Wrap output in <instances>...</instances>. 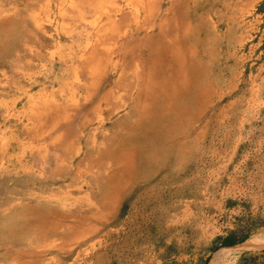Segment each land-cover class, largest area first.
Masks as SVG:
<instances>
[{
    "label": "rangeland",
    "instance_id": "obj_1",
    "mask_svg": "<svg viewBox=\"0 0 264 264\" xmlns=\"http://www.w3.org/2000/svg\"><path fill=\"white\" fill-rule=\"evenodd\" d=\"M226 1L0 0V257L6 249L31 247L40 228L39 219L49 211L50 201H76L101 184L104 179L99 174L105 175L112 168L107 157L94 164L89 175L75 179L73 171L99 144L102 131L112 143L114 154L130 150L137 154V181L128 187L130 193L125 195L117 218L139 220L140 245L147 240L156 248L172 250L175 244L166 246L168 237L173 242L181 234L185 247L195 248L200 236L201 249L206 254L210 251L209 259L215 244L205 246L208 239L229 230L248 229L244 224L247 214L235 222L237 225L226 216L225 195L216 193L225 187V177L223 172L213 170L225 155V146H220L221 131H216V125L212 130L210 122L211 111L225 103L220 92H213L211 97V89L224 84ZM175 33L195 82L181 95L168 92V96H174L167 100L172 104L171 113H166L160 97L140 111L138 98H126L119 85L120 80L125 83L132 79L123 76L121 66L127 67L132 59L144 64L156 42L167 41ZM153 34L154 38L147 40ZM127 41L137 42L138 48L124 56L119 48ZM173 46L164 48L173 51ZM93 47L107 55L99 94L110 91L120 97L121 106L111 115L104 113V124L94 120L81 129L80 151L67 163L69 169L63 175L18 171L15 155L21 149L14 147V140H4L14 136L11 132L23 140L22 111L29 95L45 91L59 105L82 102L88 76L81 72L76 78L59 74L76 66ZM189 47L195 49L191 59ZM182 52L176 59L183 63ZM155 59L163 63L160 56ZM172 63L165 60L166 67L169 65L166 73L173 69ZM199 88L201 105L197 110ZM140 89L138 84V92ZM89 135L97 136L94 142ZM177 215L183 221L173 225ZM130 231L127 237L133 239ZM261 261L254 255L239 264Z\"/></svg>",
    "mask_w": 264,
    "mask_h": 264
},
{
    "label": "crops",
    "instance_id": "obj_2",
    "mask_svg": "<svg viewBox=\"0 0 264 264\" xmlns=\"http://www.w3.org/2000/svg\"><path fill=\"white\" fill-rule=\"evenodd\" d=\"M226 4L224 84L211 89V97L213 92H220L225 103L211 111L210 125L212 130L216 125V131H221L220 146H225L223 162L213 168L223 172L225 187L216 193L225 195L226 216L231 217L233 224L248 215V222L244 221L248 229L243 230L246 237L235 244L239 246H220L207 259L210 251L207 254L203 252L200 236L195 248L185 247L182 243L184 235L179 233L173 242L169 237L166 241V246L175 244L172 250L164 249V246L156 248L147 240L140 245L139 220L117 218L125 195L130 193L128 187L137 181V154L133 150L114 154L112 143L102 131L95 151L89 150L87 160L79 162L73 171L75 179L89 175L92 166H97L102 157H107L112 168L105 175L99 174V178L104 179L101 184L94 185L93 189L89 187L91 191L76 201H50L49 211L39 219L40 228L31 247L2 251L0 264H227L236 250L241 251L234 255L233 264L247 262L254 255L263 259L259 264H264V0H227ZM109 36L107 34L106 37ZM153 36H147V40ZM169 37L167 41L156 42V48L147 54L144 64L132 59L127 67L121 66L123 76L130 75L132 79L125 83L120 80L119 85H122L126 98H138L140 111H145L153 99L160 97L162 106L167 108L166 113H171L172 104L167 100L190 90L192 82H195L188 72L189 62H185L177 33ZM166 44L169 47L174 45L173 51L166 52ZM137 48V42L129 44L127 41L121 44L119 51L126 56L128 53L132 55ZM191 48L188 51L192 56L190 59L195 56V49ZM160 50L163 51L158 53ZM179 52H182L183 63L176 59L181 58ZM158 56L163 63L155 61ZM167 59L173 60L170 64L173 69L168 73ZM106 61L105 51L93 47L76 66L59 74L76 78L75 75L81 72L88 76L89 82L83 85L85 95L82 102L59 105L45 91L29 95L22 111L23 140L14 132L11 134L15 137L4 140L5 143L14 140V147L21 149L15 155L18 171H41L49 177L63 175L69 169L67 163L80 151L81 129L87 128L94 120L104 124V115L113 114L121 106L120 97H114L110 91L99 94ZM138 84L141 86L139 92ZM197 90L199 110L201 88ZM168 92L174 96H168ZM75 119L78 120L76 125L73 123ZM90 136L94 142L97 136ZM175 220L173 225L182 223L183 218L177 215ZM170 225L167 223V233ZM210 227L212 229L214 225ZM129 231L133 233H129L133 239L127 237ZM229 231L222 236L215 234L205 246L218 245V237L223 239Z\"/></svg>",
    "mask_w": 264,
    "mask_h": 264
},
{
    "label": "trees",
    "instance_id": "obj_3",
    "mask_svg": "<svg viewBox=\"0 0 264 264\" xmlns=\"http://www.w3.org/2000/svg\"><path fill=\"white\" fill-rule=\"evenodd\" d=\"M247 233L243 232V229H233L231 231H229V234L226 235L223 239H221V237L219 236L218 239V245H214V247H212V249H216L220 246H230V245H235L237 243H240L241 241H243L246 237ZM225 248V247H223Z\"/></svg>",
    "mask_w": 264,
    "mask_h": 264
},
{
    "label": "bare ground",
    "instance_id": "obj_4",
    "mask_svg": "<svg viewBox=\"0 0 264 264\" xmlns=\"http://www.w3.org/2000/svg\"><path fill=\"white\" fill-rule=\"evenodd\" d=\"M161 92V91H160ZM164 94H166V93H164ZM165 96V95H164ZM141 101V100H140ZM165 102V101H164ZM167 107V106H166ZM216 252V251H215ZM214 252V253H215ZM238 254V253H237ZM233 262V256L231 257V259L229 260V263H227V264H231Z\"/></svg>",
    "mask_w": 264,
    "mask_h": 264
},
{
    "label": "built area",
    "instance_id": "obj_5",
    "mask_svg": "<svg viewBox=\"0 0 264 264\" xmlns=\"http://www.w3.org/2000/svg\"><path fill=\"white\" fill-rule=\"evenodd\" d=\"M235 258H236V256H235ZM233 259H234V255H233Z\"/></svg>",
    "mask_w": 264,
    "mask_h": 264
}]
</instances>
